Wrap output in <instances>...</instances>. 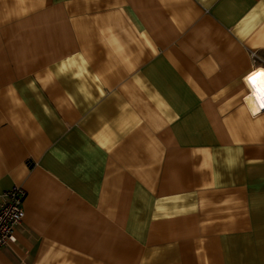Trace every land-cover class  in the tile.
Returning a JSON list of instances; mask_svg holds the SVG:
<instances>
[{
    "label": "crops",
    "instance_id": "1",
    "mask_svg": "<svg viewBox=\"0 0 264 264\" xmlns=\"http://www.w3.org/2000/svg\"><path fill=\"white\" fill-rule=\"evenodd\" d=\"M259 66L264 0H0V264H264Z\"/></svg>",
    "mask_w": 264,
    "mask_h": 264
},
{
    "label": "built area",
    "instance_id": "2",
    "mask_svg": "<svg viewBox=\"0 0 264 264\" xmlns=\"http://www.w3.org/2000/svg\"><path fill=\"white\" fill-rule=\"evenodd\" d=\"M260 111H264V98H258ZM27 191L21 186L0 194V248L15 241L16 227L25 217L24 201Z\"/></svg>",
    "mask_w": 264,
    "mask_h": 264
},
{
    "label": "bare ground",
    "instance_id": "3",
    "mask_svg": "<svg viewBox=\"0 0 264 264\" xmlns=\"http://www.w3.org/2000/svg\"><path fill=\"white\" fill-rule=\"evenodd\" d=\"M252 74L250 73L247 78V83L254 92L256 98H264V66H259ZM259 105V103H258Z\"/></svg>",
    "mask_w": 264,
    "mask_h": 264
},
{
    "label": "clouds",
    "instance_id": "4",
    "mask_svg": "<svg viewBox=\"0 0 264 264\" xmlns=\"http://www.w3.org/2000/svg\"><path fill=\"white\" fill-rule=\"evenodd\" d=\"M259 103V102H258Z\"/></svg>",
    "mask_w": 264,
    "mask_h": 264
}]
</instances>
